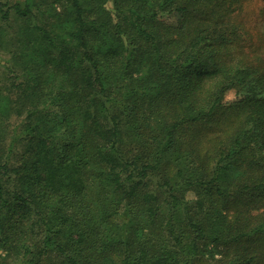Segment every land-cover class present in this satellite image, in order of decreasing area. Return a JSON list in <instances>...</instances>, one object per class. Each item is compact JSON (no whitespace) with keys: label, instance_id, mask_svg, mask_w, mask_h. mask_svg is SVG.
Here are the masks:
<instances>
[{"label":"trees","instance_id":"16d2710c","mask_svg":"<svg viewBox=\"0 0 264 264\" xmlns=\"http://www.w3.org/2000/svg\"><path fill=\"white\" fill-rule=\"evenodd\" d=\"M95 1L34 26L51 57L0 92V264H264V27L246 48L240 0Z\"/></svg>","mask_w":264,"mask_h":264},{"label":"rangeland","instance_id":"374dc122","mask_svg":"<svg viewBox=\"0 0 264 264\" xmlns=\"http://www.w3.org/2000/svg\"><path fill=\"white\" fill-rule=\"evenodd\" d=\"M0 2H7L8 5L19 4L20 6L28 4L31 10L27 16H19L13 9L7 18L0 16V92L5 95L9 94L11 101L17 99L13 84L18 83L20 78L23 79L22 75H19L20 78H15V76L23 71H30L26 68V62L31 57L33 59L35 57H40V59L51 57L50 53L37 50L36 46L40 44L41 40L39 31L34 26H40L54 34L65 32L72 24V8L70 0H0ZM95 4L98 9L97 16L101 17L102 15L103 18H108L111 24L123 20L124 8L121 4H116L114 0H96ZM234 6L233 21L235 24L242 23L244 25V28L238 26V32L242 38H246L245 47L249 48L251 42L256 39L257 33L259 35V31L264 27V0H240L238 3H234ZM156 15L161 21L170 24H176L178 21L175 11L157 9ZM246 30L251 33V37L247 36ZM27 39L28 45L26 44ZM32 47H35L33 52H31ZM128 55L124 51L120 59L126 61ZM33 82L35 83V78ZM247 91L248 88L242 87L240 84L230 86L224 91L223 100L232 101L236 97L243 96ZM10 120L13 124L17 121L14 116H11ZM124 129L123 135L126 137L127 130L125 127ZM223 191L225 194H229L231 188L224 186ZM198 193V188L193 186L185 188L182 197L188 204H191Z\"/></svg>","mask_w":264,"mask_h":264}]
</instances>
